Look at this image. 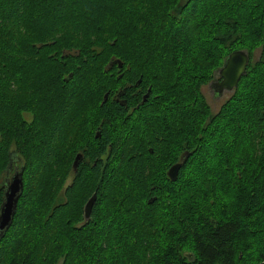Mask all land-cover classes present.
Listing matches in <instances>:
<instances>
[{
    "label": "trees",
    "instance_id": "obj_1",
    "mask_svg": "<svg viewBox=\"0 0 264 264\" xmlns=\"http://www.w3.org/2000/svg\"><path fill=\"white\" fill-rule=\"evenodd\" d=\"M237 49L213 112L200 88ZM136 79L127 104L146 100L107 115ZM14 143L0 264H264V0H0V176ZM83 147L95 164L74 170Z\"/></svg>",
    "mask_w": 264,
    "mask_h": 264
},
{
    "label": "flooded vegetation",
    "instance_id": "obj_2",
    "mask_svg": "<svg viewBox=\"0 0 264 264\" xmlns=\"http://www.w3.org/2000/svg\"><path fill=\"white\" fill-rule=\"evenodd\" d=\"M117 61L118 60H115V59L110 61L108 68H111L112 65L114 64V67H116V69H120L121 62L118 61L119 62L118 63L119 65H118ZM220 80H221V77L218 75L217 70H215L212 73V76L209 79V81L206 82L204 85H206L210 89V92H211V95H212L213 98H220V97L222 98V97H224V99H223V101H224L225 98L228 97L229 93H231L232 89L228 90L226 88H221V89L218 88L217 84L219 83ZM135 83H136V85H135ZM139 83H140V79H136L135 81H133L131 83H125V85L123 87H121L120 89H117L111 95H108V93L105 92L106 93V99L112 100L115 103V104H111V105L107 106V108L109 107L111 109V111H109V112L107 111L106 112L107 115H108V113H109V116L113 115L112 117H116L117 115H120V116L128 115L129 112H131L132 108H136L138 106V104L143 103L146 100L147 96H148V90H149L148 87L145 89V91H141L140 88H139L136 91L132 92V96L131 97H133V96L137 97V104L134 105V106L128 105L127 104V100L125 98V94H126L125 89L133 87V86L136 88ZM103 95H102V97H103ZM106 99H105V101H106ZM204 100H205V98H204ZM101 104L102 103H100V105ZM207 105L209 106V104H207ZM219 105H218V107H219ZM30 116L31 115L28 112L22 113V117H24L25 120H29ZM99 136H100V131L98 129H96V127H95L92 130V137L93 138H99ZM16 146L17 145L15 143L10 146L11 148H10V158H9L8 167H7V170L5 172H3V174L0 176V183L3 185V191H4L5 186L7 185V183L9 182V180L11 179V177L13 175H16L18 173H20V175H21V165H20L21 163H20V158L17 155L18 152H17V147ZM90 149L91 148H86V147H83L81 150L76 148L75 151L73 152L72 157H71V162H72L74 156L76 154H79L80 155L79 167H81V166L84 167L85 164L88 165V164H90V162H91V165L95 164L96 158L92 159V161L90 159V156H91ZM149 149L150 148H148V153L151 154L152 151L151 150L149 151ZM87 151H88V154H87ZM71 162H70V165H71ZM82 167H81V169H85V168H82ZM168 168H169V166L167 167V169ZM167 169L164 171L166 176H167ZM20 178H21V176H20ZM72 180L73 179H70V180H68L67 183H65L64 182V178H63L62 182H61V191H64L65 187L71 185L72 184L71 183ZM21 183H22V181H21ZM83 206H84V204H83ZM81 213H83V208L82 207H81ZM83 218H84V215H83Z\"/></svg>",
    "mask_w": 264,
    "mask_h": 264
},
{
    "label": "water",
    "instance_id": "obj_3",
    "mask_svg": "<svg viewBox=\"0 0 264 264\" xmlns=\"http://www.w3.org/2000/svg\"><path fill=\"white\" fill-rule=\"evenodd\" d=\"M248 61L249 59L247 52L243 49H237L229 52L223 59L222 65L216 69L218 75L221 77V80L217 84L218 88H226L228 90L233 89L236 86L239 78L245 74ZM118 63L119 62L117 61V64ZM105 99L106 93L103 95L101 103H103ZM79 159L80 155L76 154L71 162L72 168H75ZM180 165L181 162L177 161L169 166L167 169V176L170 180H174L176 178ZM20 176V173L13 175L4 188L2 201L0 204V233L5 231L11 223L16 207V201L22 190ZM93 199L94 193L83 206V215L85 218L88 217Z\"/></svg>",
    "mask_w": 264,
    "mask_h": 264
},
{
    "label": "rangeland",
    "instance_id": "obj_4",
    "mask_svg": "<svg viewBox=\"0 0 264 264\" xmlns=\"http://www.w3.org/2000/svg\"><path fill=\"white\" fill-rule=\"evenodd\" d=\"M257 54H258V49H256L254 51L253 57H256ZM200 91H201L203 97L205 98V101L207 102V104H209V107H210L211 111H215L218 108V105L224 99V97H222V98L221 97L220 98H213L212 95H211L210 89L206 85H203L200 88ZM68 180H70V177H67L64 182L67 183Z\"/></svg>",
    "mask_w": 264,
    "mask_h": 264
},
{
    "label": "bare ground",
    "instance_id": "obj_5",
    "mask_svg": "<svg viewBox=\"0 0 264 264\" xmlns=\"http://www.w3.org/2000/svg\"><path fill=\"white\" fill-rule=\"evenodd\" d=\"M246 51V50H245ZM247 52V51H246ZM247 55H248V59H249V61H250V55L248 54V52H247ZM119 61V60H118ZM247 67V66H246ZM70 76V75H69ZM240 79V78H239ZM78 163H79V161H78ZM78 163H77V165H78ZM77 165L75 166V168H73L74 170L76 169V167H77ZM154 200V198H150L149 200H148V202H152ZM94 201H95V193H94V199H93V202L91 203V207H90V210H89V214H88V217L87 218H85L84 217V219L85 220H88V218H89V216H90V212H91V208H92V206H93V203H94ZM184 255L186 256H188L189 254L188 253H184Z\"/></svg>",
    "mask_w": 264,
    "mask_h": 264
}]
</instances>
